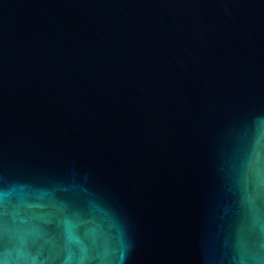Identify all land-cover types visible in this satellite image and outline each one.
<instances>
[{
    "label": "water",
    "instance_id": "1",
    "mask_svg": "<svg viewBox=\"0 0 264 264\" xmlns=\"http://www.w3.org/2000/svg\"><path fill=\"white\" fill-rule=\"evenodd\" d=\"M0 260L264 264V0H0Z\"/></svg>",
    "mask_w": 264,
    "mask_h": 264
},
{
    "label": "snow or ice",
    "instance_id": "2",
    "mask_svg": "<svg viewBox=\"0 0 264 264\" xmlns=\"http://www.w3.org/2000/svg\"><path fill=\"white\" fill-rule=\"evenodd\" d=\"M0 264H6V262L3 260H0Z\"/></svg>",
    "mask_w": 264,
    "mask_h": 264
}]
</instances>
